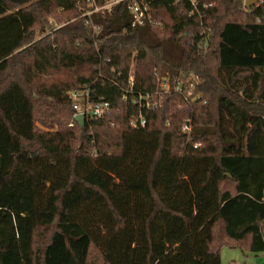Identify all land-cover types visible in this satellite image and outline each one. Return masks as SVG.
I'll list each match as a JSON object with an SVG mask.
<instances>
[{
    "label": "trees",
    "instance_id": "16d2710c",
    "mask_svg": "<svg viewBox=\"0 0 264 264\" xmlns=\"http://www.w3.org/2000/svg\"><path fill=\"white\" fill-rule=\"evenodd\" d=\"M143 2L131 26L128 0H0V264L13 237L22 264L264 252V2ZM77 89L108 103L83 129Z\"/></svg>",
    "mask_w": 264,
    "mask_h": 264
},
{
    "label": "rangeland",
    "instance_id": "374dc122",
    "mask_svg": "<svg viewBox=\"0 0 264 264\" xmlns=\"http://www.w3.org/2000/svg\"><path fill=\"white\" fill-rule=\"evenodd\" d=\"M130 72L132 73V65L130 66ZM68 73L71 74V72ZM198 82L199 79L196 78L193 74L189 73L186 74V76L183 78L182 81L177 82L174 80L173 83L171 84L169 80L165 78V80H163L161 84L162 87L164 88V92L165 91L168 92V95L172 96V99H174L172 104L178 107L179 101L178 99L173 98L174 97L173 95L175 93L172 92H179L183 96V99L188 100L192 96L193 92L195 94L194 88L195 85L198 84ZM72 92L73 93L76 92L78 95L82 93L80 89H77ZM70 94L68 95L70 96ZM158 96L160 97V94ZM71 100L72 102H75L76 99L74 100V98H71ZM76 102L80 103L79 100H76ZM182 128H184L187 131L188 125L183 124ZM11 244L14 251L12 253L6 254L3 257V264H22L19 251L16 245V240L14 237L11 238ZM220 264H264V252L258 254H252L247 252L245 253L241 249L224 246L221 248L220 251Z\"/></svg>",
    "mask_w": 264,
    "mask_h": 264
},
{
    "label": "built area",
    "instance_id": "2783aa9c",
    "mask_svg": "<svg viewBox=\"0 0 264 264\" xmlns=\"http://www.w3.org/2000/svg\"><path fill=\"white\" fill-rule=\"evenodd\" d=\"M121 1L123 0H104L103 3L97 5L95 0H87V5L89 8L82 15L89 16L91 13H99L100 15H103L105 12L110 11L115 4ZM190 2L193 3V0H190ZM260 2H264V0H258L254 6H256ZM244 3L245 0H242V8L246 10L247 8H245ZM127 8L131 11L133 15L131 20V26H135L141 23V20L146 10V6L143 0H128ZM86 24L91 26L93 30L97 29V27L94 26L90 20H87ZM130 80H131V76L129 77V81ZM69 94H70V99L74 98V100L76 99L80 101V103L76 102V100L75 102H72V108L74 110V115L78 113L84 115V123L91 119L100 118L108 111L107 102L90 103L87 101V98L85 96L86 94L84 91H82L80 95H78L76 92L73 93L72 91L69 92ZM72 124L73 121H71L69 125ZM138 124L139 125L144 124V120L141 117H138L135 120L130 121V125L132 126H136Z\"/></svg>",
    "mask_w": 264,
    "mask_h": 264
},
{
    "label": "water",
    "instance_id": "95a60500",
    "mask_svg": "<svg viewBox=\"0 0 264 264\" xmlns=\"http://www.w3.org/2000/svg\"><path fill=\"white\" fill-rule=\"evenodd\" d=\"M258 0H245L244 6L245 8H250L256 4ZM73 119L78 124L79 128H84V115L81 113L73 115Z\"/></svg>",
    "mask_w": 264,
    "mask_h": 264
},
{
    "label": "crops",
    "instance_id": "0c3cea01",
    "mask_svg": "<svg viewBox=\"0 0 264 264\" xmlns=\"http://www.w3.org/2000/svg\"><path fill=\"white\" fill-rule=\"evenodd\" d=\"M262 253V252H261Z\"/></svg>",
    "mask_w": 264,
    "mask_h": 264
}]
</instances>
